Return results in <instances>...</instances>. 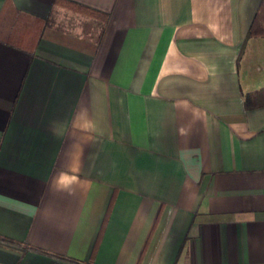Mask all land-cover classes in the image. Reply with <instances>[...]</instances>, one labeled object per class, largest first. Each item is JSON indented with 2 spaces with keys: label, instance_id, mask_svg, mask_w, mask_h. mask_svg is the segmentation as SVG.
Returning a JSON list of instances; mask_svg holds the SVG:
<instances>
[{
  "label": "crops",
  "instance_id": "crops-1",
  "mask_svg": "<svg viewBox=\"0 0 264 264\" xmlns=\"http://www.w3.org/2000/svg\"><path fill=\"white\" fill-rule=\"evenodd\" d=\"M258 2L0 0V264H264Z\"/></svg>",
  "mask_w": 264,
  "mask_h": 264
},
{
  "label": "trees",
  "instance_id": "trees-1",
  "mask_svg": "<svg viewBox=\"0 0 264 264\" xmlns=\"http://www.w3.org/2000/svg\"><path fill=\"white\" fill-rule=\"evenodd\" d=\"M61 1L66 4V0H61ZM249 35H264V0H259L258 5L254 11L252 19L246 30V36ZM250 95H251L250 93L245 94L244 100L246 106L253 105L250 102ZM0 238L11 240L1 235Z\"/></svg>",
  "mask_w": 264,
  "mask_h": 264
}]
</instances>
